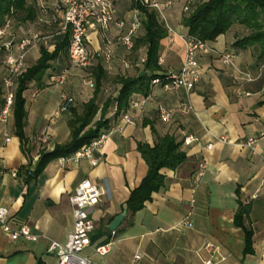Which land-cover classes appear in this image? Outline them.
Here are the masks:
<instances>
[{
	"label": "crops",
	"instance_id": "crops-1",
	"mask_svg": "<svg viewBox=\"0 0 264 264\" xmlns=\"http://www.w3.org/2000/svg\"><path fill=\"white\" fill-rule=\"evenodd\" d=\"M112 2L115 20L125 21L124 29L110 25L106 34L110 45L97 30L87 34L94 68L100 64L104 72L96 100L99 108L118 95V76L142 73L139 60L145 55L144 48L129 53L119 44L131 21V11L128 0ZM171 8L164 14L167 26L177 34H186L181 18H171ZM233 41V35L220 36L208 44L213 54L197 58L201 78L193 92L166 91L155 85L147 97L134 96V101L142 105L126 113L133 124L125 125L120 116L114 117L115 108L110 106L104 119L109 120L112 135L95 154L96 167L85 160L61 166L58 160L49 158L36 172L39 152L50 153L70 141L73 113L80 114L93 94V88L88 87L93 80L89 73L69 70L67 84L61 88L49 86L45 78L30 83L23 93L24 153L14 135L11 112L5 123L0 122V208L7 210L12 229L26 225L38 240L10 241L0 230V264H59L46 248L49 242L64 245L72 232L68 198L83 180L105 191L92 211L95 229L90 246L83 252L93 264H204L207 256L202 248L207 242L220 248L215 264H264V82L255 79L247 83L222 65L218 55L232 50ZM161 47L164 73L178 70L184 55L180 41H165ZM38 52L35 48L27 53L26 67L35 63ZM256 54L239 51L235 55L237 70L255 76ZM4 56L0 55V82L7 76ZM66 63L63 57L53 63V68ZM239 92L249 96H239ZM5 93L3 88L1 100ZM67 98L72 105L63 110ZM159 109L170 113L168 122L159 117ZM167 134L182 139L186 161L173 171L161 170L164 185L160 191L152 193L131 217L127 211L115 233L110 232L108 225L146 175L147 167L136 145L153 146L158 136ZM42 136L46 138L44 144L38 141ZM248 139L257 141L254 150L247 147ZM201 164L204 169L198 178ZM239 205L247 206L243 228L234 224ZM246 230L252 234V245L251 252L244 254ZM97 247H106V253L97 254Z\"/></svg>",
	"mask_w": 264,
	"mask_h": 264
},
{
	"label": "trees",
	"instance_id": "trees-1",
	"mask_svg": "<svg viewBox=\"0 0 264 264\" xmlns=\"http://www.w3.org/2000/svg\"><path fill=\"white\" fill-rule=\"evenodd\" d=\"M159 4L170 2L172 7L173 1L177 0H155ZM130 11L139 10V20L141 21L137 35L133 40V50L129 53L137 52L139 49H145V61L143 70L140 75L135 77H117L116 82L120 86L119 93L112 100L107 99L101 107L96 105L102 82L104 80L103 68L100 64L94 68V65L88 69L82 70L89 73L88 77L92 78L93 94L92 97L85 102L80 114L73 113L71 121V138L70 141L63 146L54 147L50 153L39 152V171L40 166L46 159L68 157L74 154L83 146L88 145L92 140L99 136L101 130L110 129L109 120L104 119L105 114L110 106L115 107L114 117L127 116L128 109L134 101V96L147 97L152 87V81L160 79L164 81L168 78V73H164L162 67L158 65L159 52L161 46L167 41L168 33L166 30V19L163 11L162 20L159 14L146 7L136 5L134 0H128ZM182 14H180L181 25L187 30L190 37L196 38L201 42L209 44L214 42L218 37L228 34L234 36L232 50L235 55L239 51L255 50L257 53V62L255 69L264 65V0H185L183 1ZM8 23L10 31L14 33L18 39L27 38V36L38 33L41 36H51L56 33L57 25L39 22V9L37 0H0V29ZM241 26L247 34L237 36L232 33L233 25ZM32 28V31L29 30ZM0 38V44H1ZM68 43V35H56L46 45L41 44L38 48L39 55L35 63L13 79L11 92L13 94V102L10 109L13 120V131L20 143V148L25 152L26 139L24 128L26 125V112L24 110L23 93L30 83H40L43 78L47 83L51 75L60 74L64 70H71L66 55V46ZM52 46L53 50L49 51L48 47ZM5 55L4 49H1L0 55ZM4 56V60H5ZM65 57L66 65L53 68V63ZM5 68V67H3ZM6 69V68H5ZM7 73V70H6ZM67 80V79H66ZM3 81V80H2ZM0 82V108L4 106V100H1L3 94V82ZM260 82H264V77L259 78ZM66 83V81H65ZM2 85V86H1ZM162 88L161 85H157ZM71 101L68 108L72 105V100L67 98L63 101V105L67 101ZM3 108V107H2ZM132 109V108H131ZM99 118L95 121V117ZM182 139L176 135L158 136L153 146L145 143L137 144V152L141 160L146 164L147 170L145 177L135 187L127 201V211L129 217L133 213L144 207L146 201L150 200L152 193L160 191L164 185V175L161 170L168 169L173 171L186 161L184 153L181 151ZM27 173V171H25ZM238 213L235 215L234 224L243 228L242 218L247 213V206L239 205ZM252 234L245 231L246 247L244 254L251 252Z\"/></svg>",
	"mask_w": 264,
	"mask_h": 264
},
{
	"label": "built area",
	"instance_id": "built-area-1",
	"mask_svg": "<svg viewBox=\"0 0 264 264\" xmlns=\"http://www.w3.org/2000/svg\"><path fill=\"white\" fill-rule=\"evenodd\" d=\"M39 9V22L57 25V31L51 36H41L38 33L31 34L27 38L18 39L17 36L10 31V25L6 23L0 29V51L4 49L6 56L4 60V67L7 70V76L3 79V88L5 89V102L0 111V122L5 123L9 116L10 109L13 102V94L11 88L13 86V79L19 76L26 69V56L32 49L39 48L41 44L46 45V42L55 38L56 35H68V43L66 46V55L71 69L84 70L92 67V57L87 48L88 36L90 31H98L104 38L107 45H110L106 36L110 25L115 24L118 30H123L125 21H116V9L112 0H37ZM134 3L150 10L156 11L162 20L163 11L170 6V2L159 4L155 0H134ZM128 24L125 35L122 36L118 42L123 49L131 52L133 48V40L141 21L139 20V10L131 11V18ZM168 33L167 42L173 43L177 38L184 47L183 62L181 67L176 71H170L168 78L164 81L155 79L152 81V86L161 85L162 89L169 90H184L189 94L195 90L197 83L201 78L199 71L198 57L210 56L214 53L213 48L200 40L188 36V34H177L172 31L166 24ZM109 55V52H108ZM223 66L232 69L247 83L253 82L255 79L264 77V65L257 69V74L254 76L249 72L238 71L236 67V56L231 51H224L218 55ZM145 58L142 57L139 62L144 63ZM158 65H162L163 61L158 57ZM127 67H129L127 65ZM68 72L64 70L60 74L51 75L48 79V85L51 87H61L67 79ZM88 87L93 88L92 82H88ZM238 95L249 96L248 93L239 92ZM70 100L66 102L61 108L67 109ZM142 104L131 103V108L139 109ZM115 108V107H114ZM184 109H190L185 108ZM116 110V108H115ZM159 117L168 122L170 120V113L164 109H159ZM125 125L133 124V120L129 116H122L121 118ZM112 135L110 129L101 130L99 136L92 140L88 145L83 146L74 154L58 159L61 166L69 164H77L85 160L92 167L98 165V159L95 154L101 151L102 145ZM39 143L46 142L45 136L39 138ZM8 139L5 138V143ZM255 139L247 140V147L251 149L256 148ZM204 165L198 167L197 177H201ZM14 176V174H13ZM105 191L93 184L89 180L81 181L73 193L68 198L69 206L71 207L73 217V230L67 237L66 242L59 244L56 242H49L46 253L56 258L59 264H93L88 258L83 256L84 250L90 246V235L95 229V222L91 219L92 211L98 205L100 197ZM8 212L5 208H0V230L6 239L10 241H17L22 239L26 242H36L38 236L33 234L26 226H20L17 229H12L7 222ZM202 251L206 254L204 264H215L219 258L220 248L212 243H205ZM95 252L99 255L106 253V247H97Z\"/></svg>",
	"mask_w": 264,
	"mask_h": 264
},
{
	"label": "rangeland",
	"instance_id": "rangeland-1",
	"mask_svg": "<svg viewBox=\"0 0 264 264\" xmlns=\"http://www.w3.org/2000/svg\"><path fill=\"white\" fill-rule=\"evenodd\" d=\"M183 1H185V0H177V1H173V3H172V10H173V14H172V16H171V18L172 19H179L180 20V14H182V8H183ZM165 19H166V16H165ZM167 20V19H166ZM29 30L30 31H32V28H29ZM232 33H235V34H237V36L239 35V37L240 36H244V35H246L247 33L243 30V29H241V26H239L238 24L237 25H233V27H232ZM226 37L227 38H232V34H231V32H228V34H226ZM250 54H252V53H255V50L254 49H252L251 51H248ZM85 72V71H84ZM83 72V73H84ZM82 77H83V79L84 80H86L85 79V76H83L82 75ZM67 83H64V85L63 86H65ZM62 87V86H61ZM60 87V88H61Z\"/></svg>",
	"mask_w": 264,
	"mask_h": 264
},
{
	"label": "water",
	"instance_id": "water-1",
	"mask_svg": "<svg viewBox=\"0 0 264 264\" xmlns=\"http://www.w3.org/2000/svg\"><path fill=\"white\" fill-rule=\"evenodd\" d=\"M127 213V205L125 204L121 213L116 216L113 221L108 225V230L110 232L115 233L119 225L122 223V221L125 219V215Z\"/></svg>",
	"mask_w": 264,
	"mask_h": 264
}]
</instances>
